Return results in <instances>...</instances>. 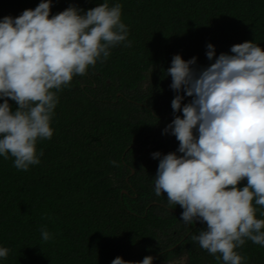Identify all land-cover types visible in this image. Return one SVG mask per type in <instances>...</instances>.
I'll list each match as a JSON object with an SVG mask.
<instances>
[{
	"label": "trees",
	"instance_id": "trees-1",
	"mask_svg": "<svg viewBox=\"0 0 264 264\" xmlns=\"http://www.w3.org/2000/svg\"><path fill=\"white\" fill-rule=\"evenodd\" d=\"M40 2L0 0V19ZM103 2L53 0L51 13ZM107 2L122 5L131 47L111 49L106 61L58 92L54 134L38 141V165L18 170L14 158L0 156V247L10 249L0 264H111L118 256L222 264L191 238L206 225L185 224L179 205L169 207L166 193L155 195L159 160L152 154L179 147L174 136L162 134L174 115H182L171 108L176 93L166 70L173 56L196 57L194 67L204 68L214 62L206 56L209 43L216 56L246 41L264 49V0ZM257 208V218L264 219V208ZM43 227L52 236L48 241ZM237 251L247 257L245 264H264V246L248 240Z\"/></svg>",
	"mask_w": 264,
	"mask_h": 264
},
{
	"label": "clouds",
	"instance_id": "clouds-1",
	"mask_svg": "<svg viewBox=\"0 0 264 264\" xmlns=\"http://www.w3.org/2000/svg\"><path fill=\"white\" fill-rule=\"evenodd\" d=\"M53 0H41L19 16L0 19V156L27 171L40 163V140H50L58 92L75 76L104 62L111 49L131 47L122 5L107 0L84 10L75 4L53 15ZM210 63L173 56L166 72L174 119L162 134L179 142L175 152L152 154L159 160L154 177L157 197L167 194L169 207L179 205L185 224L206 228L191 238L222 264H245L237 249L250 240L264 246V49L253 41L231 46ZM185 97L191 98L187 103ZM14 101L16 107L9 103ZM117 165V161L111 162ZM246 180V186L240 187ZM264 217V212H260ZM43 241L52 238L46 227ZM10 249L0 247V258ZM116 257L111 264H153Z\"/></svg>",
	"mask_w": 264,
	"mask_h": 264
},
{
	"label": "flooded vegetation",
	"instance_id": "flooded-vegetation-1",
	"mask_svg": "<svg viewBox=\"0 0 264 264\" xmlns=\"http://www.w3.org/2000/svg\"><path fill=\"white\" fill-rule=\"evenodd\" d=\"M181 260V259H180ZM179 259H174L171 264H182Z\"/></svg>",
	"mask_w": 264,
	"mask_h": 264
},
{
	"label": "rangeland",
	"instance_id": "rangeland-1",
	"mask_svg": "<svg viewBox=\"0 0 264 264\" xmlns=\"http://www.w3.org/2000/svg\"><path fill=\"white\" fill-rule=\"evenodd\" d=\"M182 259H184V258L182 257ZM180 262L182 263L183 261H182V260H180Z\"/></svg>",
	"mask_w": 264,
	"mask_h": 264
},
{
	"label": "water",
	"instance_id": "water-1",
	"mask_svg": "<svg viewBox=\"0 0 264 264\" xmlns=\"http://www.w3.org/2000/svg\"><path fill=\"white\" fill-rule=\"evenodd\" d=\"M131 173H133V170H131ZM124 192V191H123Z\"/></svg>",
	"mask_w": 264,
	"mask_h": 264
}]
</instances>
